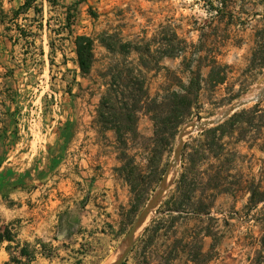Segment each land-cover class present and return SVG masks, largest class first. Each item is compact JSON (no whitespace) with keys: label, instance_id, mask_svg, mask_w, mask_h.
<instances>
[{"label":"rangeland","instance_id":"374dc122","mask_svg":"<svg viewBox=\"0 0 264 264\" xmlns=\"http://www.w3.org/2000/svg\"><path fill=\"white\" fill-rule=\"evenodd\" d=\"M3 1L0 3V169L3 168L0 171V190L8 193L0 191L1 207H30L29 204H32L28 199L10 200L9 195L18 188L12 187L14 174L22 175L31 168L27 163L33 164L36 157L29 159L34 152H38L41 144L53 146L59 139L67 143L75 137L76 132L84 130L89 132L85 138L89 145L98 143L104 153L118 156L115 134H101L102 125L97 118L110 76L116 69L127 71V68L139 66L140 55L134 50L135 45L142 44L143 39L169 40L174 31L194 46L201 45V35H207L211 39L206 45L207 50L217 52L219 48L214 46V40L216 36L226 34V21L221 22L214 10L220 8L221 4L227 3L235 16L229 27L230 41L222 49L223 57H220L223 64L233 68V73L217 95L202 93L201 120L195 119L189 125L194 127L199 122L212 120L249 97L255 99L242 109L264 100V42L258 38L264 36V0H37L36 6L43 11L42 15L36 16L32 11L18 19L13 18L12 12L18 10L25 0ZM2 9L8 14L5 19L1 16ZM78 36L90 37L95 42V62L88 77L82 75L77 64L74 41ZM104 43L112 50H108ZM148 64L150 68L156 66L154 62ZM161 65L174 71L180 67V61L164 59ZM155 75V72L148 74L152 80V94L165 83V72H161L157 78ZM235 94L241 96L232 105L221 108L213 105ZM213 127L190 134L182 144L179 143L180 135L177 137L173 153L168 158L169 170L175 167L176 162L178 164L175 178L155 211L167 198L179 174L182 147L190 137H196ZM91 129L98 133H92ZM141 130L145 136L153 135V124L148 118L141 121ZM111 143H114V149L110 147ZM49 150L45 149L42 155L45 169L50 164L46 154ZM257 157L254 174L260 172L264 163L262 155L257 154ZM15 162L20 169H24L23 172H13L11 166ZM86 167L80 162L78 165L72 163L66 171H60L61 176L73 172L78 179L66 182L60 181V177L51 181L47 190L49 182L40 180L32 190H46L43 193L45 196H41L33 206L36 209L45 208L46 202L42 199L47 200L52 196L60 199L64 206L72 202L73 207L83 208V203L90 200L89 196H84L86 180L79 179L84 177ZM100 170L99 167L98 175L103 173ZM35 173L40 174V171ZM65 182L70 189H66ZM160 188H157L152 199ZM70 194L74 196L72 200ZM246 205L247 198L235 200L222 197L218 200L214 213L217 238L215 242L207 240L206 245L208 251L215 243V252L211 254L214 260L209 264H264V254L260 253V240L264 233L258 223L262 219V205L252 212L247 211ZM122 224H125L124 219ZM3 227L1 225L0 229ZM144 230L134 238V242ZM81 235L72 249L66 245L59 246L60 252L56 253L59 258L55 264H113L126 247L115 263L119 264L133 245L129 236L124 235L113 243L99 236ZM136 253L129 256L128 264H134ZM49 254L55 253L49 251ZM0 264H4L2 260Z\"/></svg>","mask_w":264,"mask_h":264},{"label":"trees","instance_id":"16d2710c","mask_svg":"<svg viewBox=\"0 0 264 264\" xmlns=\"http://www.w3.org/2000/svg\"><path fill=\"white\" fill-rule=\"evenodd\" d=\"M36 3L37 0H25L12 12L13 18L32 11L41 16L43 11ZM214 10L221 22L226 21L225 36L218 35L214 40V46L219 48L217 52L207 50L206 45L211 41L207 35H201V45L195 46L181 39L177 31L161 42L157 38L143 39L134 50L140 55L139 66L127 71L116 69L106 84L107 91L97 112L102 125L100 133L115 134L119 166L114 172L130 193L128 207L122 208L125 224L121 225L118 236L130 235L152 195L164 182L170 168L168 158L182 129L195 119L201 120L202 93L217 95L231 78L233 68L223 64L220 57L230 41L228 32L235 16L227 3ZM1 16L5 19L8 14L2 9ZM258 38L264 42V36ZM74 45L78 67L88 77L95 62V42L90 37L78 36ZM164 59L179 60L180 67L174 71L168 69L161 65ZM149 62H154L155 68H150ZM150 72H155V78L165 72V83L155 94L148 78ZM240 96L235 94L213 105L215 108L232 105ZM144 118L153 124L152 136H145L141 130ZM257 154L264 157V100L190 137L181 151V167L173 188L119 264H128L129 256L135 251L134 264L211 263L215 243L208 251L206 245L207 240L215 242L217 238L214 213L222 197L247 198L248 212L262 205V219L258 223L264 233V163L260 172L254 174ZM4 241H13L7 229L0 233V243ZM260 243V253L264 254V235ZM21 255L29 262L35 259L34 254L25 251ZM43 255L51 257L45 252Z\"/></svg>","mask_w":264,"mask_h":264},{"label":"crops","instance_id":"0c3cea01","mask_svg":"<svg viewBox=\"0 0 264 264\" xmlns=\"http://www.w3.org/2000/svg\"><path fill=\"white\" fill-rule=\"evenodd\" d=\"M65 132L68 135L71 134L69 131ZM91 132L98 133L94 129H91ZM111 134L114 135V133ZM88 135V131L80 130L67 143L59 139L53 146L47 147L44 146L45 144H41L42 146L40 145L38 152H34L30 157L31 159H29L32 160L36 157L33 164L28 165L27 163V166L31 167L29 169L31 173L29 170H25L26 172L22 175L14 174L12 187L13 189L18 188L15 193L9 195L10 200L28 199L29 203L32 204H29L30 207L14 206L10 208L0 206V218L4 221L0 223V226L4 225L0 229V233L7 229L13 238L12 242L4 241L0 243V260L4 264H55V261H58L59 258L56 254L60 252L59 246L66 245L69 249H72L73 245L78 242L77 238L80 234H82L81 237L84 234L91 237L99 236L112 243L120 239L118 232L123 219L122 208L129 203V189L118 179L114 172V169L118 166L116 154L104 153L103 147L98 143L89 145V141L85 140ZM113 146L114 143H111L110 147L114 149ZM47 148L50 149L46 153L50 164L45 169L43 168L42 157L44 156L43 151ZM78 162L87 166L86 172H83L84 177L79 178L80 181L86 180L87 189L84 196L90 198V200L88 199L83 203L84 207L81 206L79 209L73 207L72 202L64 206L60 199L51 198L52 196H50L47 200L42 199L46 202L45 208L36 209L33 203L39 202L40 197L45 196L43 193L47 190L51 181L59 180L60 177V181L66 182L78 179V176L73 172H67L61 176L62 171H66L72 163L78 165ZM16 164L15 162L12 166L10 165L14 169L13 172H18V170L23 172L24 169H20ZM99 167L101 168L100 171H103L101 175L97 173ZM43 169L46 171H43ZM37 171H40V174H36ZM43 174L46 175L42 176ZM40 180L49 182L46 185V190H32ZM88 183L90 184L88 185ZM64 186L67 187L66 189H70L67 183ZM53 190L57 193L55 188ZM0 191L3 194L8 193ZM73 197L70 194L69 198L71 200ZM62 198L64 197L62 196ZM42 245H45V248ZM22 251L27 254H34V261L29 262L27 257L21 255ZM49 251L55 254L50 255ZM44 252L51 257H45ZM16 260L20 262L16 263Z\"/></svg>","mask_w":264,"mask_h":264},{"label":"water","instance_id":"95a60500","mask_svg":"<svg viewBox=\"0 0 264 264\" xmlns=\"http://www.w3.org/2000/svg\"><path fill=\"white\" fill-rule=\"evenodd\" d=\"M249 104V102H246V101H243V102H240L238 103L235 107L233 108H229L228 110H226L222 115L220 116H217L216 118L212 119V120H209V121H202V122H199L197 125L194 126V128H198L199 130L198 131H201L202 129H206V128H209L210 126H218L220 125L221 123H223L227 118H230L232 115H234L235 113H237L239 110H241L243 107L247 106ZM191 127V125H188L185 127V129L183 130L186 131L187 129H189ZM197 131V132H198ZM182 132V133H183ZM180 133V135L182 134ZM183 149V147H182ZM175 167H178V164L177 162L174 164ZM170 171V170H169ZM169 171L165 177V180L164 182L162 183L161 185V188H160V191L159 193L149 202V204L147 205V207L145 208L143 214L140 216V218L138 219L137 223L135 224L132 232L130 233L129 235V238H130V243L133 244L134 242V236H135V230H136V227L141 223L143 222L146 217L148 215H152V213L155 211L156 207H154V205H158L161 200H162V197H163V184L165 183V181L167 180V177H168V174H169Z\"/></svg>","mask_w":264,"mask_h":264},{"label":"bare ground","instance_id":"6f19581e","mask_svg":"<svg viewBox=\"0 0 264 264\" xmlns=\"http://www.w3.org/2000/svg\"><path fill=\"white\" fill-rule=\"evenodd\" d=\"M255 98L253 97H249L247 98V101L246 102H249L251 100H254ZM199 129L198 128H194V127H190L189 129H187L186 131H184L181 135H180V144H182L184 141H186V139L188 138V136L192 133H195L197 132ZM175 174H176V167H172L169 171V174H168V177H167V180L165 181V183L163 184V188H164V192L162 195H164L167 191V187L169 186V184L174 180L175 178ZM154 207H156V205H154ZM150 218H151V215H148L146 217V219L141 222L137 227H136V230H135V236L134 238H136L143 230L144 228L147 226V224H149L148 222L150 221ZM148 227V226H147ZM126 248V247H125ZM125 248L122 250V252L118 255L117 259L113 262V264H115L119 258L121 257V255H123V252L125 250Z\"/></svg>","mask_w":264,"mask_h":264}]
</instances>
